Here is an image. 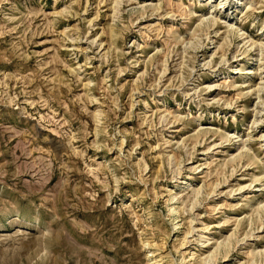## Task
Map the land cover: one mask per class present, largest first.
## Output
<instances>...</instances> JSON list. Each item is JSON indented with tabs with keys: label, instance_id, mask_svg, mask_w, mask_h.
<instances>
[{
	"label": "rangeland",
	"instance_id": "rangeland-1",
	"mask_svg": "<svg viewBox=\"0 0 264 264\" xmlns=\"http://www.w3.org/2000/svg\"><path fill=\"white\" fill-rule=\"evenodd\" d=\"M113 2L0 0V264H264V1Z\"/></svg>",
	"mask_w": 264,
	"mask_h": 264
},
{
	"label": "bare ground",
	"instance_id": "bare-ground-1",
	"mask_svg": "<svg viewBox=\"0 0 264 264\" xmlns=\"http://www.w3.org/2000/svg\"><path fill=\"white\" fill-rule=\"evenodd\" d=\"M121 0H114V6H113V9L116 7L117 8V6L120 4L119 2H120ZM260 1H262V0H260ZM264 1V0H263ZM202 22V21H201ZM215 22H216V19H212L211 21H210V23L211 24H215ZM217 23V22H216ZM230 28V29H229ZM228 30L229 31H231V32H234V30L231 28V27H229L228 26ZM240 36V35H239ZM243 40V39H242ZM254 45H256L255 44V42H252L251 44H250V46L252 47V46H254ZM258 51L259 52H263V48H264V44H261V43H259L258 44ZM244 73H248V71H245ZM262 80V79H261ZM260 85H263L262 83H259L258 84V86L256 87V88H254L253 90H249V92L251 93V92H253V94H255L256 96H257V98L258 99H260L261 97H260V94L262 93V88L260 87ZM263 88H264V85L262 86ZM241 95H243V94H241ZM254 122H255V120H253ZM205 132V131H204ZM243 144V143H242ZM244 147V146H243ZM241 153V152H240ZM245 153V152H244ZM242 154V153H241ZM243 155V154H242ZM241 155V156H242ZM214 255V254H213ZM213 256H211L209 259H211ZM215 257V256H214ZM214 259V258H213ZM214 263V262H213Z\"/></svg>",
	"mask_w": 264,
	"mask_h": 264
}]
</instances>
